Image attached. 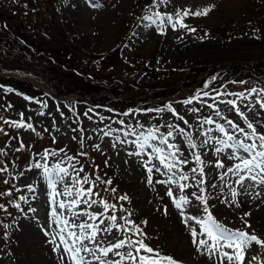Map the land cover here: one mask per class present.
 I'll return each instance as SVG.
<instances>
[{"label":"rangeland","instance_id":"1","mask_svg":"<svg viewBox=\"0 0 264 264\" xmlns=\"http://www.w3.org/2000/svg\"><path fill=\"white\" fill-rule=\"evenodd\" d=\"M149 3L150 10L146 11ZM184 9L211 10L204 16L184 17V24L196 31H188L178 24L173 29L166 19L161 23L153 15L155 12L167 13L175 19V13ZM0 14L12 25L20 20L30 34L38 35L41 39L50 40L53 35L59 38L64 33L72 44L78 45L85 53L110 54L112 58H105L93 65V69L87 70L94 79L98 78L96 82L102 89L107 88L102 93H90L95 98L113 94L116 99L143 100L141 105L146 103V98L158 103L161 100L155 99L156 94L168 93L170 87L179 88L187 78H197L202 75L198 69L211 67L214 73L209 77L211 73L207 72L203 78H199L198 84L204 80V86L183 88L179 96L169 101L174 103L179 116L188 121L186 125L166 107L121 113L122 110L93 105L86 100L88 97L81 96L84 102H75L74 116L67 101L61 100L66 98L59 97L47 86V80L39 70L24 65L25 68L14 73L0 72V76L14 75V78L22 80L27 76L35 84L43 86L45 91L44 95H24L11 88L9 82L0 83V129H3L0 131V168H7L6 172H0V205H3L0 208V264H73L71 255L64 252L60 235L65 236L69 245L90 248H95L96 244L108 247L119 240L131 238L133 241L142 240L162 257H171L178 264H220L223 252L233 250L221 247L217 254L212 255L206 248L198 252L190 229L195 227L199 232V225L192 220L188 221V226L184 223L188 216H206L203 205L192 195L193 192L200 194L196 187L199 173L192 172L193 168L200 167L195 162L194 151L199 152L205 162L203 168L207 183L201 187L206 188L204 195L217 221L230 230L246 231L264 240V185L246 179L241 186L233 173H228L222 180L220 177L227 167L239 163L238 160L227 159L232 150L216 153L214 149L223 146L214 140L203 148L199 147L206 139L199 135L202 130L213 129L209 135L224 138L215 131V124H204L201 129L204 118L211 117L227 127L208 104L217 105L222 116L251 131L235 111L230 110L229 105L220 101L236 100L240 110L256 125L257 131L264 133V109L255 103L257 99H264L259 94L264 89L263 80L251 78L240 84L230 81L225 90L218 89L207 96L202 94L203 89L217 85V75L222 74L223 67H231L230 71L238 73L234 67H251L264 61V0H164L155 5L153 0H0ZM146 16L153 19H144ZM229 75L233 73L229 72ZM253 88L257 89V94L246 100L227 95L244 93L248 96ZM217 92L224 95L218 96ZM184 96L189 97L192 103H184L188 101L183 99ZM248 107L253 110L249 112ZM150 109L153 111H147ZM158 109L161 111H156ZM192 109L198 111L193 112ZM21 120L25 124L30 123L35 130L5 123ZM177 125L191 134L192 141L198 145L197 149L191 148L188 136L181 134ZM149 131L157 139H149L141 150L139 145L144 143L143 136H147ZM169 131L173 132L174 137H170L169 142L179 149L177 155L180 159L188 160L186 165L178 164L172 172L159 165L155 159L157 154L152 151L153 147H160L165 149L163 154L167 156L175 150L168 149L159 140ZM105 132L110 134L105 136ZM239 139L244 137L240 135ZM96 145H99V149ZM136 152L141 154H131ZM150 156L152 163L161 168L160 173L153 171L151 184L148 183L149 174L144 167ZM217 160L225 163L224 169L214 167ZM37 162L54 170L52 182L46 178L43 167H34ZM169 162H172L171 159ZM56 165L66 168L67 175L56 172ZM81 168L82 172L79 171ZM253 174H259V170ZM180 175L189 177L187 181H180L188 185L183 192L178 184L157 182H166L170 176L177 179ZM241 175L249 174L245 171ZM84 176L94 182L93 191L99 195L83 199L99 201L103 198L110 204H116V210L105 212L99 203L91 207L85 203L73 208L58 207L60 202L67 204L72 199H80L76 191L88 188L89 184H77L76 180ZM107 180L112 181L111 185L102 182ZM213 184L215 188L211 186ZM28 186H31V191ZM106 188H115L116 191H105ZM168 189L173 191L177 200L185 196L189 203L178 209L174 199L166 194ZM66 190H72L73 195H56ZM232 190L238 193L235 203L231 202ZM123 195L128 200H120L119 197ZM17 204L19 207H16ZM102 212L103 216L99 219H103L105 224L99 225V219H89L91 214ZM111 215L118 218L123 216L134 222L146 235L113 228L111 232H99L95 242L84 240L83 244L67 236L68 231L77 232L78 235L90 233V229L84 232L72 227L80 223H92L101 229L110 227L113 223L109 219ZM64 220H68L69 225L61 233V229L65 228ZM117 223L124 229L132 227L120 219ZM131 249L126 247L118 251L123 255ZM96 254L100 255L99 252ZM79 255L85 257L87 264H100L88 253L81 252ZM142 255L150 254L143 252ZM251 256L258 259L251 260ZM101 259L107 260L108 264L113 260L120 261V264H131L129 260L115 256L114 252ZM248 261L251 264H264V248L253 245L248 249L245 264ZM161 264H167V261Z\"/></svg>","mask_w":264,"mask_h":264},{"label":"snow or ice","instance_id":"2","mask_svg":"<svg viewBox=\"0 0 264 264\" xmlns=\"http://www.w3.org/2000/svg\"><path fill=\"white\" fill-rule=\"evenodd\" d=\"M164 0H153L154 5L156 3H163ZM211 9H204L201 11H192L189 9H184L181 11H177L175 13V19L172 14H161L160 12H155L153 15L160 20L161 23L166 22L173 27V29L176 28V25L178 24L181 28H187L188 31H196L194 28H188L186 24H184L183 19L184 17H187L189 15L193 16H204L207 15L208 12ZM144 19L152 20V16H146ZM215 79V78H214ZM240 83H244L241 81ZM7 91H12L11 89H7ZM257 89L253 88L250 90L248 96H245L244 93H227V95H234L240 100H246L249 99L250 96L256 95ZM260 95L264 96V89L260 90ZM205 96L208 95L207 92L204 93ZM217 95H224V93L217 92ZM26 99H28L26 97ZM221 103H225L226 105L230 106V110H234L236 115L246 124L247 129H250L251 131H246L244 127H241L240 124L236 123L235 121L229 119L227 116H222L220 110L218 109L217 105L215 104H208L207 106L209 108H213L215 111V114L217 116H220L222 120L225 121L227 127L225 124L217 123L215 120H213L211 117L204 118L203 122L200 124V128L203 129L204 124H215V131L222 134L224 137L219 138L216 136L209 135L213 131V129H206L199 132V135L206 137L204 141L199 145V147L203 148L206 145H208L211 141H216L217 144L222 145L223 147H216L214 151L216 153L224 152L225 149H231L232 151L228 153L227 159L228 160H238L239 163H235L232 166L227 167L224 174L220 177L222 180L224 179V176H226L228 173H233L238 177L237 183L243 186L246 179H250L251 181L257 182L260 185H264V133L258 132L256 125L249 120L248 116L245 115L244 112L240 110V107L237 105L236 100H227V101H220ZM184 103L190 104L192 103L191 100L185 101ZM256 104L260 106L261 109H264V99H257L255 101ZM168 110L173 113L179 120H182L186 125L188 124V121L184 119L183 116H179L178 113L175 112L174 109L171 108V106H168ZM253 110L252 107H248V111L251 112ZM147 111H153V110H147ZM156 111H161L160 109ZM193 112L198 111V109H192ZM43 115V113H40ZM21 116L23 114L21 113ZM5 123H11L15 127H26L31 130L33 129V126L29 124H25L23 120L20 122H9L5 121ZM123 124V121H121ZM139 127H143V125H139ZM167 127L171 128L172 125H167ZM178 131L188 136L190 146L193 150L197 149L198 145L192 141L191 134L186 132L184 128H179L177 125ZM0 131H3V129H0ZM156 131H159V129H156ZM110 133L105 132L104 135L107 136ZM143 136V134H141ZM242 135L244 139H239V136ZM173 137V132L169 131L166 136H161L159 138L160 143L163 145H166L168 149H175L174 151H170L167 156H165L163 153L165 152V149H162L160 147H153L152 151L155 152L157 155L155 159L159 161V165H162L164 169H167L168 172H172L174 168L177 167L178 164H187L188 160L180 159L177 153L179 152V149L176 148V146L169 142V138ZM149 139H157V137L153 134L152 131H149L147 136H143L144 143H141L139 145V148L142 150L145 145L147 144ZM232 143H229V142ZM245 141H251V143H246ZM115 147V145H113ZM149 147H152L151 145H148ZM96 148L99 149V145H96ZM19 151V149H17ZM62 151V150H61ZM245 153L247 155H241L239 153ZM82 155H86L85 153H81ZM135 155H140V152L131 153ZM130 154V155H131ZM51 155H56V153H51ZM193 155L195 156V162L197 165H199V168H193V173H199V181L196 184V187L199 188L200 194L198 195L196 192H193L192 195L195 197L196 200L200 201L203 205V212L206 214V218H198L195 216H188L184 223L186 226H188V221L192 220L197 225H199L200 231L197 232V229L195 227H192L191 235L193 237V244L197 245V251H201L202 248H206L210 255L217 254L218 249L221 247H226L229 249H232V252H223V259H221L220 264H245L246 255L248 252V249H250L253 245H258L261 248H264V240L260 239L255 234H250L246 231H240V230H230L226 226H224L222 223L218 222L217 219L214 217L213 213L211 212L209 206H208V198L204 195L206 192L205 187H201L202 185H205L207 183L204 173V161L201 159V155L199 152H193ZM68 159H74L73 157H68ZM169 159H171L172 162H169ZM151 165V166H149ZM35 168L39 169L43 167L44 173L46 174V178L52 182L51 177L54 172L53 169H49L47 165H41L39 162H37L34 165ZM144 167L146 168L148 172V183H152V173L155 170L157 173L161 172V168L157 166L156 164L152 163V158L150 156L149 160L145 161ZM214 167L218 169H224L225 163L222 160H217L214 163ZM256 170H259V174H253L256 172ZM7 168H0V172H6ZM56 172L59 174L67 175V169L62 168L59 165H56ZM79 171H83V168H81ZM247 172L249 175H241L242 172ZM163 174V173H162ZM175 175V173L173 174ZM97 180H100V177L96 178ZM193 180L196 179L195 176L192 177ZM189 180L188 176L180 175L177 179H173L171 176L169 177L168 181H157L158 183H169V184H178L179 190L181 192L184 191V189L188 186L184 183H180V181H187ZM104 184L111 185L112 181H102ZM7 183V181H5ZM77 184H89V187L84 189L80 188L76 191V196L80 197V199H72L67 204L64 202H60L58 204V207L60 209H66V208H73L77 207L81 203H85L88 205V207H91L94 204L99 203L103 206V209L105 212L109 210H116L117 205L116 204H110L107 201H105L103 198H101L99 201L95 199L87 200L83 199L84 197L88 196H98L99 193H96L93 191V188L95 187L94 182H90L88 176H84L81 179L76 180ZM212 187H216L215 184L211 185ZM29 187V191H31V186ZM53 187L55 188V183L53 182ZM105 191H111L115 192V188L108 189L106 188ZM7 195H10L11 193H6ZM169 197L173 198L175 201V205L178 209H182L183 205H186L189 203V200L185 196L179 197L177 200L174 197L173 191L171 189L167 190L166 193ZM56 195H67L72 196L73 192L72 190H66L63 193H56ZM238 195V193L235 190L231 191V197H232V203H235V197ZM21 199H24V197H21ZM120 200H128V197L126 195L120 196ZM238 206V205H237ZM16 207H19L17 204ZM0 208H3V205H0ZM123 211V208L120 209ZM53 214L56 215V210L53 209ZM73 215H76V213H73ZM129 215H131L129 213ZM183 215V212H182ZM245 215H249L248 213H245ZM100 216H103V212L99 214H91L89 216V219L96 221L99 219ZM109 219L113 222L110 227H105L101 229L99 225L105 224V221L103 219H99V225H94L92 223H80L78 225H72V227H77L81 229L84 232H87V230H91L90 233H87L86 235H78L77 232L74 231H68L67 236L70 238H75V240H79L82 244L84 240H91L93 242L96 241V238L98 236L99 232H111L113 228H120L124 231H133L134 234H140V235H146L142 232V230L139 228V226L135 225L134 222L126 219L125 217H117L116 215H111ZM118 219L123 220L125 224L132 225L131 228L124 229L122 225L118 224ZM146 223V222H145ZM63 224L65 225V228L61 229V233L65 231V229L69 225L68 220H64ZM250 227V225H247ZM198 236H205L206 239H197ZM61 245L64 246V252L71 255L73 264H87V261L85 260V257L82 255H79L81 252L88 253L90 256L94 257L95 260L99 261L100 264H108L107 260H102L101 257H108L110 253H115V256L120 257L121 260L127 259L131 262V264H161L163 261H167V264H178L177 261H175L171 257H162L159 252L154 250L153 248L147 246L143 243L142 240H136L133 241L131 238H128L127 240H119L118 242L111 244L108 247H100L99 244H96L95 248H90L87 246L83 247H74L72 245H69L68 240L65 239L64 235L59 236ZM209 240L213 243L209 244ZM53 242H55V238L53 239ZM75 242V241H74ZM224 242V243H221ZM131 247L132 251H127L123 255L121 254L119 249ZM99 252L100 255H97L96 253ZM143 252L149 253L150 255L145 256L142 255ZM62 259L64 257H61ZM258 259L257 256H251V260ZM111 264H120V261L113 260ZM248 264H251V261H248Z\"/></svg>","mask_w":264,"mask_h":264},{"label":"trees","instance_id":"3","mask_svg":"<svg viewBox=\"0 0 264 264\" xmlns=\"http://www.w3.org/2000/svg\"><path fill=\"white\" fill-rule=\"evenodd\" d=\"M0 38H1V36H0ZM65 56L67 58V59H65V62H64L65 66H67L68 64L75 65V64L80 62V61H78L79 58L77 57V55L75 53L73 55L71 51L67 52L65 54ZM69 69H76V67L69 66ZM70 72H71L72 75L74 74V71L70 70ZM108 99L109 98H107V97L103 98V100H108Z\"/></svg>","mask_w":264,"mask_h":264}]
</instances>
